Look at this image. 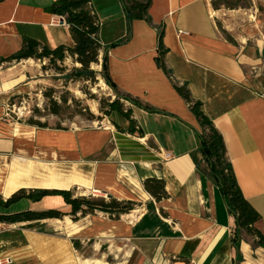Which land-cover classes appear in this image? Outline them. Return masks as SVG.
I'll use <instances>...</instances> for the list:
<instances>
[{"label":"crops","instance_id":"obj_1","mask_svg":"<svg viewBox=\"0 0 264 264\" xmlns=\"http://www.w3.org/2000/svg\"><path fill=\"white\" fill-rule=\"evenodd\" d=\"M51 1H0L1 57L16 52L25 34L51 48L73 43L66 22L55 23L58 15L45 12ZM90 1L100 44L116 42L107 50L108 72L120 92L138 100L125 104L142 135L109 120L63 128L12 122L7 101L30 67L17 65L32 58L2 62L0 198L19 188L84 186L96 196L131 200L134 207L116 219L95 211L76 213L74 220L64 215L31 221L42 224V231L26 228L30 221L2 222L0 264H264V247L247 231H239L237 250L232 245L234 216L200 154L202 127L173 85L186 84L221 135L236 183L261 215L256 225L264 232V39L254 49L229 40L212 0H151L150 22L129 21L127 0ZM160 32L167 73L157 61ZM115 119L127 128V119ZM146 178L162 180L158 199L143 186ZM44 196L45 209L70 210L62 199ZM61 224L67 237L53 234ZM103 243L115 245L122 260L80 257L72 246L97 253Z\"/></svg>","mask_w":264,"mask_h":264},{"label":"trees","instance_id":"obj_2","mask_svg":"<svg viewBox=\"0 0 264 264\" xmlns=\"http://www.w3.org/2000/svg\"><path fill=\"white\" fill-rule=\"evenodd\" d=\"M2 1V0H0ZM151 5V0H127L124 2V13L129 21L133 19H145L150 22V16L147 14V10ZM45 12L49 14H56L65 18V22L68 25V31L71 34L73 43L71 45L58 44L54 48H51L40 40L24 35L21 40L20 48L7 57L0 56V64L2 62H11V60H22L25 58H33L36 60L46 59L52 65L63 62L69 55L75 61L80 64L73 73L79 76L93 77L94 73L89 69L90 63L99 60L101 70L100 73L104 79L105 84L111 88L114 92L115 97L107 104V109L104 111L106 116L110 117L113 125L118 129L136 133L142 135V131L134 126L133 120L130 118V108L123 109V102L129 101L134 104H139L138 100H135L130 94H125L119 91L114 81L111 79L108 67H107V50L116 44L104 47L100 44L98 39L99 32V20L98 16L92 8L90 0H52L51 4L44 8ZM229 40L230 37H229ZM158 55L157 61L159 66L165 71L164 65L160 62L161 55L163 54V43L161 42V32L159 33L158 39ZM57 69H61L57 67ZM177 93L189 103L191 112L195 115L199 124L209 130L208 138H206L201 132L198 136L200 141L199 151L203 156V159L210 170L211 175L216 184H218L222 196L225 199L227 210L234 216L235 229L231 235L230 241L236 248L239 245V231L241 229L247 231L251 236L254 237V244L262 245L264 247V232L258 229L256 223L260 220L261 215L256 211L250 202L242 196L240 187L236 183L233 169L231 168L230 162L225 157V147L222 137L216 128L212 125L211 121L206 117L204 112L201 110L200 102H193L189 96V90L184 85L173 84ZM51 103L50 112L54 115L59 113L60 103L56 100L49 98ZM144 107L150 111H156L146 105ZM115 116L122 117L128 120L127 128L123 129L120 127L115 119ZM28 123L36 124L37 127H46V123L34 121L29 119ZM55 128H63L56 126ZM145 189L156 199L162 194L163 185L160 178H146L143 182ZM61 195L63 202L70 206V210L63 211L57 209H45V210H33L26 209L22 211H16L15 213H0V223H16L22 221H39L45 218H62L64 215L74 216L77 218L76 213H80L84 216L88 213L95 211L106 212L109 216L115 219L121 213H128L134 207L133 201H119L112 197L108 199L75 196L72 194L71 189H30L25 190L19 188L6 200L0 198V205H7L11 202H15L17 198L25 197L31 200H39L44 195Z\"/></svg>","mask_w":264,"mask_h":264},{"label":"rangeland","instance_id":"obj_3","mask_svg":"<svg viewBox=\"0 0 264 264\" xmlns=\"http://www.w3.org/2000/svg\"><path fill=\"white\" fill-rule=\"evenodd\" d=\"M214 15L217 16V24L221 28L224 36L228 39L244 40L249 49H254L259 40L264 39V0H212L211 3ZM225 28V29H224ZM235 41V40H234ZM237 42H235L236 44ZM101 55V54H100ZM99 60L90 63L89 69L94 73L93 77L77 76L73 72L80 67V64L69 55L63 62H57L52 65L48 60H36L17 65L19 69L29 65L26 72L25 81L17 85L12 95L9 96L8 119L12 122L21 124L28 123L29 119L44 122L49 127H85L99 126L109 120L104 111L107 104L115 97L114 92L109 88L100 73L101 63ZM60 67L61 69H57ZM10 71V69H7ZM25 70V69H23ZM27 71V70H26ZM49 98L60 103L59 113L54 115L50 112L51 103ZM128 105L123 102V109ZM116 117V116H115ZM37 127L36 124H30ZM201 126V125H200ZM202 127V126H201ZM203 135L208 138L209 130L202 127ZM27 190V189H25ZM75 196H84L101 199H107L105 195L96 196L87 191L82 195L78 189H71ZM39 200H29L25 197L17 198L15 202L7 205H0V212H16L32 208L41 210L47 207L45 198ZM50 198L62 199L61 195H51ZM51 208L53 206H50ZM49 208V207H48ZM30 210V209H29ZM69 219L74 220V216L67 215ZM26 228L30 230L42 231V224L39 222L26 223ZM61 229L53 231L57 237H67L66 229L61 224ZM47 228V227H45ZM49 230V229H48ZM73 242V241H72ZM97 253H93L87 246L77 249V255L80 257H91L109 259L110 261L122 260V254L117 248L108 243L101 244ZM78 247V248H77ZM75 254V253H74Z\"/></svg>","mask_w":264,"mask_h":264},{"label":"bare ground","instance_id":"obj_4","mask_svg":"<svg viewBox=\"0 0 264 264\" xmlns=\"http://www.w3.org/2000/svg\"><path fill=\"white\" fill-rule=\"evenodd\" d=\"M77 186H78V184H77ZM77 188H78V193H79V194L84 195V194L87 193V191H86L87 188H85L84 186H82V188H80V187L78 186ZM66 221L69 222L68 219H67Z\"/></svg>","mask_w":264,"mask_h":264},{"label":"built area","instance_id":"obj_5","mask_svg":"<svg viewBox=\"0 0 264 264\" xmlns=\"http://www.w3.org/2000/svg\"><path fill=\"white\" fill-rule=\"evenodd\" d=\"M58 18L56 19V21H54L55 23H59V24H64L65 23V18L62 16H57Z\"/></svg>","mask_w":264,"mask_h":264},{"label":"water","instance_id":"obj_6","mask_svg":"<svg viewBox=\"0 0 264 264\" xmlns=\"http://www.w3.org/2000/svg\"><path fill=\"white\" fill-rule=\"evenodd\" d=\"M108 197H110V195H108Z\"/></svg>","mask_w":264,"mask_h":264}]
</instances>
